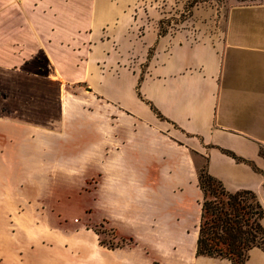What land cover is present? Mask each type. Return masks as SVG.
Returning <instances> with one entry per match:
<instances>
[{
	"label": "crops",
	"instance_id": "1",
	"mask_svg": "<svg viewBox=\"0 0 264 264\" xmlns=\"http://www.w3.org/2000/svg\"><path fill=\"white\" fill-rule=\"evenodd\" d=\"M179 5L0 0V264H232L196 254L197 175L264 209V0Z\"/></svg>",
	"mask_w": 264,
	"mask_h": 264
},
{
	"label": "trees",
	"instance_id": "2",
	"mask_svg": "<svg viewBox=\"0 0 264 264\" xmlns=\"http://www.w3.org/2000/svg\"><path fill=\"white\" fill-rule=\"evenodd\" d=\"M197 180L201 199L196 254L244 264L252 247L257 246L264 251V227L261 223L264 209L256 194L246 189L227 190L207 171L205 163L198 169ZM126 242L119 238L107 244L100 239V243L108 248Z\"/></svg>",
	"mask_w": 264,
	"mask_h": 264
},
{
	"label": "rangeland",
	"instance_id": "3",
	"mask_svg": "<svg viewBox=\"0 0 264 264\" xmlns=\"http://www.w3.org/2000/svg\"><path fill=\"white\" fill-rule=\"evenodd\" d=\"M235 1L236 0H180V5L177 8L179 15L173 19L177 23V20L187 17L194 9H201L210 12L212 24H218L220 18L225 13V10ZM168 25H170V20H164L163 28ZM94 229L98 232L99 239L103 240L107 244L119 240L114 228L105 225L103 222L97 225Z\"/></svg>",
	"mask_w": 264,
	"mask_h": 264
}]
</instances>
